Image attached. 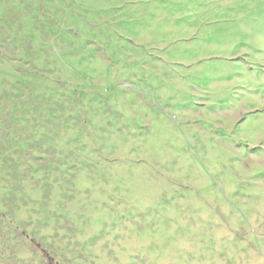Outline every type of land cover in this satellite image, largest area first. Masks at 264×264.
Here are the masks:
<instances>
[{
    "label": "rangeland",
    "instance_id": "1",
    "mask_svg": "<svg viewBox=\"0 0 264 264\" xmlns=\"http://www.w3.org/2000/svg\"><path fill=\"white\" fill-rule=\"evenodd\" d=\"M0 264H264V0H0Z\"/></svg>",
    "mask_w": 264,
    "mask_h": 264
}]
</instances>
